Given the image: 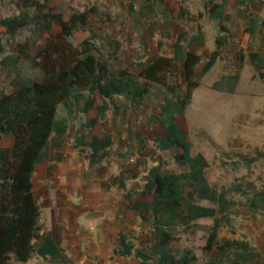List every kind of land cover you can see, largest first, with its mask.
Wrapping results in <instances>:
<instances>
[{
	"label": "trees",
	"instance_id": "1",
	"mask_svg": "<svg viewBox=\"0 0 264 264\" xmlns=\"http://www.w3.org/2000/svg\"><path fill=\"white\" fill-rule=\"evenodd\" d=\"M142 1L163 9L166 25L174 28L177 36L169 58L155 57L137 75L116 68L96 48L93 31L97 24L109 21L108 16L104 20L90 19L98 15L96 7L73 10L65 19L59 11V0H12L11 15L0 16V75L10 88V93L0 91V138L8 135L14 141L12 148H0V264H26L34 254L33 243L39 240L42 227L40 209L32 194L33 171L47 157L49 144L65 137L74 114L84 116L85 121L75 132L72 148H85L88 169L94 170L108 157L113 137L110 133L89 136V132L110 110L127 122L132 114L152 103L153 88L162 89L167 97L151 107L147 125L160 128L161 135L153 139L155 148L170 156L180 172H166L159 161H154L141 177L142 187L126 195L127 203L151 230L149 250L136 248L131 238L120 234L113 255L133 257L137 264H196L188 250L173 251V232L195 221L211 219L203 247L208 257L205 264H264V254L248 242L218 237L221 221L228 218V202L224 193H217L207 184L209 164L201 154L191 155L190 137L180 132L176 122L201 78L234 36L222 25L218 27L222 36H216L215 49L196 78L194 70L202 59L184 47L186 33L177 27L194 22V17L177 0ZM251 2L237 0L246 8ZM250 24L253 26L252 21ZM78 29L88 38L75 47L69 39ZM246 32L253 33L251 29ZM197 40L193 36L190 43ZM108 45L114 54L120 48L112 40ZM233 54V74L215 82L212 90L231 94L244 65L254 72L264 67V59L256 52L244 54L237 49ZM25 70L36 74L29 75ZM59 106L65 117H58ZM90 113L95 115L89 117ZM245 187L254 190L250 183ZM232 191L242 193L243 186L233 185ZM202 201L213 207L199 205ZM262 205L264 196L257 195L249 200L248 208L257 211Z\"/></svg>",
	"mask_w": 264,
	"mask_h": 264
},
{
	"label": "rangeland",
	"instance_id": "2",
	"mask_svg": "<svg viewBox=\"0 0 264 264\" xmlns=\"http://www.w3.org/2000/svg\"><path fill=\"white\" fill-rule=\"evenodd\" d=\"M177 2L195 19L190 24H180L177 27L179 31L187 34L185 48L195 51L202 59L194 70L196 78L215 49L216 36H222L217 32L218 27L222 25L234 36L233 41L229 40L230 44L222 49L220 59L201 78L200 86L193 90L185 112L177 116L176 121L180 132L190 137L191 155L199 153L209 164L205 172L207 184L217 193H224L228 202L225 212L228 218L221 221L218 237L246 241L256 251L264 254V205L257 211L248 208L250 199L257 195L264 196V158L259 156L264 155V67L259 72H254L251 66L244 65L236 88L231 94L212 90L215 82L233 74L235 64L233 52L235 53L237 49H241L244 54L249 51L256 52L264 59V0H252L247 8L240 6L237 0H177ZM91 7L97 8L98 15L90 19L104 20L105 16L110 18L104 25L97 24L93 31L96 48L109 63L114 66L122 64L133 74L137 75L140 71L138 65L141 63L142 54L149 55L148 51L155 47L157 53L164 46L169 49L174 40L172 27L168 28L165 23V12L156 4L148 6L141 0H59V11L65 19L73 10L83 11ZM10 12H13L11 8ZM250 21L253 22V26ZM247 29H251L253 33L248 34ZM23 35L26 36L27 32ZM193 36H197L198 40L190 43ZM87 38L88 36L78 29L73 32L69 42L77 47ZM109 40L121 43L122 48L114 54V49L108 45ZM25 72L29 75L36 74L29 70ZM221 84L225 87V81ZM152 91L150 98L152 103L143 111L132 114L127 122H122L118 112L115 114L110 110L89 132V136L110 133L123 147L121 151L118 148H111L109 151V157L112 159L109 160L108 166H111L112 174L105 184L106 188L112 185H117L119 189L121 185L123 187L118 198H113L123 202V219L120 221L123 226L116 238L120 234L125 235L133 240L136 248L146 252L149 250L151 230L141 220L140 213L127 203L125 194L142 187L141 177L154 161H159L166 172L175 174L180 172L170 156L159 153L155 148L153 139L161 135L160 128L147 125L151 107L160 102L161 98L167 97L160 88H153ZM57 114L58 117L64 115L61 106ZM94 115L90 113L89 117ZM84 121V116L74 114L69 124L67 139L63 143L56 141L50 143L51 149L57 150L52 154V159L56 157L68 159L65 151L73 149L75 132ZM72 152L83 160L87 158L84 149ZM117 162H121L119 167ZM107 167L100 165L95 170L96 175H108ZM38 168L39 166L36 170ZM55 179L57 182H54L55 185L52 187L54 189L57 187L58 191L66 194L59 199L63 201L64 214L72 221L77 213L66 209L70 204L68 197L72 184L62 185L58 177ZM249 183L253 185V191L245 187ZM233 185L243 186V192H233ZM55 195V190H52L49 199H54ZM198 204L213 207L204 201ZM40 209V223L50 226L53 222L50 207ZM211 225V219H201L188 228L175 229L171 243L173 251L180 253L188 250L196 258V264H205L208 257L203 247ZM78 226L80 232L87 235L90 234L89 227H94L96 232L100 227L96 219L84 217H80ZM135 228H139V231ZM112 259L115 261L110 264H137L133 257L113 256Z\"/></svg>",
	"mask_w": 264,
	"mask_h": 264
},
{
	"label": "crops",
	"instance_id": "3",
	"mask_svg": "<svg viewBox=\"0 0 264 264\" xmlns=\"http://www.w3.org/2000/svg\"><path fill=\"white\" fill-rule=\"evenodd\" d=\"M10 1L12 0H0L1 17L10 16L12 13L10 12V8L12 11L14 10L13 6L9 4ZM143 3L147 5L145 2ZM168 28L170 27L168 26ZM172 29L174 31V40L170 44V48L167 49V47L164 46L157 53L155 47L153 50L148 51L149 55L142 54L141 63L138 65V68H140L139 73L145 69L155 57L160 56L169 58L171 56L172 47L177 36L176 30L174 28ZM186 38L187 34L182 41L184 47V41L187 40ZM119 44L120 48L117 52L123 46L121 43ZM187 50L198 55L195 51ZM115 67L127 70L122 64H116ZM128 72L133 74L129 70ZM0 91L10 93L8 81L1 75ZM62 117H65V113ZM68 132L69 128L65 137L60 141L56 140V142L63 143L64 140L67 139ZM13 142L11 136H2L0 138V148L10 149L13 146ZM111 148H118L119 151L123 150L122 145H120L114 137ZM80 149H84L87 152V158L84 160L78 157V154L72 152L79 149L65 151L68 155V159L66 160L57 157L52 159V154H55L57 150L54 149L53 151L49 144L47 157L34 168L31 180L34 200L38 204L39 209L42 207H50L53 214V222L50 226L40 223L42 227L40 238L33 243L34 254L26 264H110V262L115 261L112 257L114 256L113 251L119 246V237L116 238V236L123 226L122 222H120L123 219V202L121 200H114L113 198H118L122 188L119 189L117 185L106 188L105 184L108 183L112 174L111 166H108L109 160L112 159L109 157V153L108 157L101 164L102 166H108L107 172L109 176L107 174L96 175L95 170H97L99 166L94 170H89L87 165L88 151L85 148ZM59 150L62 151L61 149ZM116 164L119 167L121 162H117ZM37 166H39V168L36 170ZM65 174H67V176H65ZM56 177L59 178V183L62 185L72 184L68 197L70 204L66 207V209L68 208L77 213L75 219L72 221L64 214V204L63 201L59 199L60 196L63 197L66 196V194L58 191L57 187L56 189L52 187L57 182L55 179ZM110 189L113 190L110 191ZM52 190H55L56 195L54 199H49ZM131 192H127L125 197ZM80 217L96 219L100 226L98 232H96L97 230L94 227H89L90 234L81 233L78 226Z\"/></svg>",
	"mask_w": 264,
	"mask_h": 264
},
{
	"label": "built area",
	"instance_id": "4",
	"mask_svg": "<svg viewBox=\"0 0 264 264\" xmlns=\"http://www.w3.org/2000/svg\"><path fill=\"white\" fill-rule=\"evenodd\" d=\"M113 189H110V191H112ZM135 230H138L139 231V228H135Z\"/></svg>",
	"mask_w": 264,
	"mask_h": 264
}]
</instances>
